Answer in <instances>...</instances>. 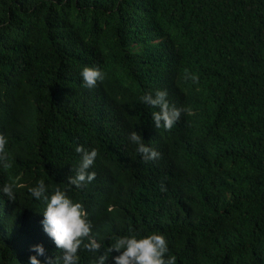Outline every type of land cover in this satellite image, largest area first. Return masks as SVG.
<instances>
[{
  "label": "trees",
  "instance_id": "16d2710c",
  "mask_svg": "<svg viewBox=\"0 0 264 264\" xmlns=\"http://www.w3.org/2000/svg\"><path fill=\"white\" fill-rule=\"evenodd\" d=\"M84 67L103 82L85 88ZM161 90L184 109L171 131L140 99ZM132 132L160 159L144 162ZM0 134V264H29L36 245L40 264H63L28 190L40 180L49 196L68 186L93 224L101 251L86 238L77 264L153 233L176 264H264V0H0ZM81 145L98 155L76 188Z\"/></svg>",
  "mask_w": 264,
  "mask_h": 264
},
{
  "label": "clouds",
  "instance_id": "9594fccd",
  "mask_svg": "<svg viewBox=\"0 0 264 264\" xmlns=\"http://www.w3.org/2000/svg\"><path fill=\"white\" fill-rule=\"evenodd\" d=\"M80 75L83 86L87 89H94L98 82H103L105 79V74L97 67H84ZM185 79L191 80L193 84L198 83V77L188 73L187 70H185ZM140 99L144 104L158 109L151 117L155 129L163 128L165 131H171L184 111L183 108L169 104L166 91H157L154 96L146 93ZM129 139L137 145L136 150L141 154L144 162L160 159L161 154L146 146L139 133L132 132ZM6 144V137L0 134V166L9 168L11 165L8 163ZM75 151L81 154V162L76 169L75 177L69 179L68 185L80 188L95 179V173L88 170L94 164L98 152L96 149L86 151L82 145L77 146ZM28 190L34 199L46 201L41 225L56 248L62 250L63 264H77L78 250L86 238L88 243L83 244L84 248L92 253H100L101 245L92 237L93 224L88 219L83 204L73 202L67 195L68 186L64 189L55 188L49 196L45 182L40 180L35 187ZM2 191L9 201L15 199L11 185L5 184ZM30 251L35 252L37 256H45L42 245L33 246ZM113 251L120 253L113 257L114 264H176V257L167 255V241L161 234L153 233L146 238H137L135 234L116 237L115 242L103 252L104 254L99 255L96 264H105L109 258L108 254ZM37 256H30L29 264H40ZM45 264H57L56 258L46 256Z\"/></svg>",
  "mask_w": 264,
  "mask_h": 264
}]
</instances>
